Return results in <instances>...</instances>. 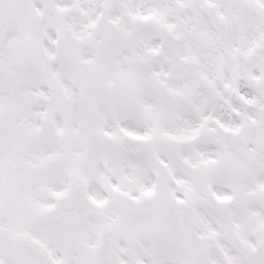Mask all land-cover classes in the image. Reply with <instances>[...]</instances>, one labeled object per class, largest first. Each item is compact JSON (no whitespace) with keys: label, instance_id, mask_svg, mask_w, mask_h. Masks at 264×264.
I'll return each instance as SVG.
<instances>
[{"label":"snow or ice","instance_id":"snow-or-ice-1","mask_svg":"<svg viewBox=\"0 0 264 264\" xmlns=\"http://www.w3.org/2000/svg\"><path fill=\"white\" fill-rule=\"evenodd\" d=\"M0 264H264V0H0Z\"/></svg>","mask_w":264,"mask_h":264}]
</instances>
